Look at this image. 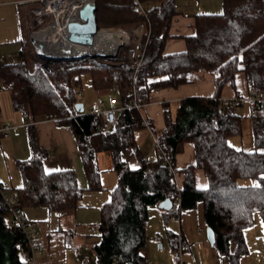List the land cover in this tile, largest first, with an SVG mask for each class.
<instances>
[{
	"label": "trees",
	"instance_id": "trees-1",
	"mask_svg": "<svg viewBox=\"0 0 264 264\" xmlns=\"http://www.w3.org/2000/svg\"><path fill=\"white\" fill-rule=\"evenodd\" d=\"M147 1L95 0L99 27H145L146 46L132 63L92 66L64 61L53 73L39 62L32 66L23 49L17 60L0 66V90L10 93L15 111L31 123L53 117L58 126L73 132L88 180L83 188L73 170L46 173L47 152L32 139L31 158L17 163L22 186L7 189L0 183V264H30L29 244L4 196L15 194L23 208L46 207L50 213L78 210L86 190H102L101 152L112 155L118 186L100 210V241L93 248L97 264H146L143 250L148 242L149 208L166 199L172 202L171 216L201 210L204 224L215 231L214 247L221 255L236 262L246 255L245 231L254 225L256 214H264V152H246L230 144V138L243 134V117L234 109L222 108L221 100L226 84L233 83L240 72L250 91L264 97V0H222V13L193 16V34L178 37L185 41L186 50L174 54L166 52V45L174 37L171 28L179 14L176 0L139 11L138 6ZM24 24L29 26L27 19L22 21V42L27 32ZM25 44L30 48L27 40ZM200 72L213 76L214 95L184 98L175 111L170 103H163L165 127L155 135L157 157L146 162L135 139L144 128L143 113L127 107L134 99L149 102L156 90L194 84ZM84 74L90 75L97 95L112 90L119 94L124 108L108 132L101 130L102 116L76 110ZM255 110L264 113V108ZM258 122L254 123L255 141L264 147V125L260 128ZM186 144L194 146L195 162L177 169V156ZM128 149L134 150L137 167L123 160ZM198 170L206 175V189L197 186ZM177 174L184 176L181 187ZM242 179L257 183L241 185ZM171 236L176 253L179 241Z\"/></svg>",
	"mask_w": 264,
	"mask_h": 264
},
{
	"label": "crops",
	"instance_id": "crops-1",
	"mask_svg": "<svg viewBox=\"0 0 264 264\" xmlns=\"http://www.w3.org/2000/svg\"><path fill=\"white\" fill-rule=\"evenodd\" d=\"M167 1L168 0H157V4L152 8L161 7ZM5 6L13 7V10L10 12V24H9L11 31L10 34L12 35V37H14V39H16L15 41H18V43L21 44L22 47L19 51L20 53L24 49L23 42L21 41L23 38L22 21L25 19L22 12L24 7L23 5L20 4L18 0H9L2 2L0 1V17L2 18L3 21L6 20V17L3 14L4 11L2 9ZM141 6L143 7V5ZM152 8H148V10ZM176 8L179 14L175 17L171 28V35L174 37L168 40L166 45V52L168 54L179 53L186 50L185 41L178 37L190 36L193 34L194 24H195V19L193 16L199 14H210V12L207 11H211V10H217V9L223 10V5H222V0H190V2L189 1L187 2L186 0L183 1L176 0ZM9 57L2 55L1 56L2 62L4 61V63H7ZM197 76H198V80L194 84L182 85L176 89L169 88V89L156 90L152 93L150 101L147 102V105L143 110V115L151 120L150 138H152L154 141L152 148H149L146 151V153L143 154L144 159H147V161H150L157 157L158 150H157V142L155 135L160 134L165 127L164 117H163V103L165 102L170 103L173 110L175 111L178 103L184 98L211 97L214 95L215 85H214L213 76L207 72H200L197 74ZM250 93L251 91L248 87L246 76L244 73L240 72L236 75L233 83L226 84V86L222 91V99L231 98L236 94L248 95ZM97 96L98 99L99 98L103 99V97L106 95H101V96L97 95ZM98 99H97V103H98ZM113 101L115 102L116 108L120 110L124 108L122 105L117 106V101L115 99H112L110 104H107L105 101V107L107 108L112 107ZM96 105L97 104H94L92 106V109ZM245 105L240 108L245 107ZM248 106H249L248 108L249 111L247 114L249 116L247 117L246 114L245 118L251 120L253 125V131L255 125L254 123L256 121L257 122L259 121L258 123H260L261 125V127L260 125L259 127L263 128L262 124L264 125V113L255 110V108L251 107L250 105ZM18 113L20 114L22 120L19 119L20 116H18L17 114H12L11 116L4 117L2 116V111H0V125L11 124L15 127L9 137L7 138L0 137V154H2V156L4 157V159L2 158L3 160H1L2 163L0 161V183L7 189L19 188L22 186L23 180L21 173L18 169L17 163L19 161L28 160L29 158H31L33 154L31 141L32 139H35L39 148L47 152V158L44 161V169L46 173H53L63 170H73L76 174L79 185L83 187L82 185H84L85 179L82 172L84 173V167L80 156L76 137L74 136L73 132L67 127L58 126L55 121L50 119H39L36 122H32L33 124L31 125L25 126V122L28 121V119L22 113L20 112ZM242 117L244 118V116ZM4 119H8V120L10 119V120L4 121ZM150 138L149 140L151 141ZM135 139L138 144L139 142L136 137V134H135ZM2 140H8V143L4 141L3 146L5 147V149L4 147L1 148ZM7 144L9 147L11 146L10 150L15 155V158H13V162L10 161V163L9 161H7L5 157V150L7 149ZM241 149L243 150V148ZM8 153L10 152L8 151ZM194 162H195L194 146L192 144H186L184 148V152L177 156L176 168L183 169L190 164H194ZM183 180H184L183 174H177L176 181L180 187L183 184ZM196 182L199 189L203 190L207 188L208 181L203 171L198 170L196 172ZM86 186L84 188H86ZM88 194L89 193L85 191L82 199H86V201H92L94 198L98 196L95 194L93 195H88ZM105 203L106 202L102 203L101 207ZM91 206L92 205L86 203L84 205H81V207L78 210H69L61 213H50L46 207H36V206L28 207V208L21 207V212L24 214L28 222L29 228L32 231L34 230L38 231L39 237L43 243L44 252L39 254V259H38L39 264H64V260L67 255L66 254L67 249H70L71 247L77 249L80 247H85L86 249H92V252L94 253L93 248L100 241V238L97 231L98 223L89 224V222L85 220V217L89 214L88 210H90ZM80 210H82L81 213ZM97 211L98 208H96V212ZM169 211L170 210L161 209L160 223L158 221V224L156 225V229H154L152 233L154 239L153 242L159 243L160 249H165V243L167 242L168 243L167 245H169L173 253L176 254L172 248L171 235L178 238L179 235L181 234L183 239L188 243L187 251L190 250V243L183 228V221L186 223V230L197 231L196 233L199 235L198 240L202 245H205L206 242H209L207 239L208 227L204 224L202 220V213L200 209L196 211L186 210L181 212V214L179 215L180 217L179 221L177 220L178 216H171ZM95 214L96 213L94 212V215ZM262 218L264 222L263 213H262ZM255 222L256 221H254V224ZM88 224L90 226L87 228L85 225ZM151 226L152 223L149 221V212H148V222H147L148 241L150 240L148 229H150ZM175 226L176 229L174 230ZM81 229L82 230L86 229V230L81 231ZM245 240L247 245V253L243 258H241L239 262H236L235 260L230 259L229 257L221 255L216 250L214 245H211L217 252L214 264H224V263L226 264V262L228 264H250V262L248 261L249 247H248L246 235H245ZM259 245L260 242L258 244V247ZM145 256H147L151 260L149 261L151 264H180L177 258H172L171 256H168L166 258L161 259L160 257L154 255L151 247H149V249L146 250ZM183 264H186L184 260H183ZM187 264H194V263L188 259ZM255 264H264V261L263 259H261L259 263H255Z\"/></svg>",
	"mask_w": 264,
	"mask_h": 264
},
{
	"label": "rangeland",
	"instance_id": "rangeland-1",
	"mask_svg": "<svg viewBox=\"0 0 264 264\" xmlns=\"http://www.w3.org/2000/svg\"><path fill=\"white\" fill-rule=\"evenodd\" d=\"M2 1H9V0H0ZM183 1V0H182ZM187 2L190 0H186ZM157 4V0H149L146 3L143 4L144 9L152 8ZM23 15L24 18L27 19L28 21V27L26 24H24V28L26 29V39L28 41L29 47H26L25 41L23 42V48L26 50L27 53V58L31 61L32 66L34 63H41L40 65H43L41 61L37 59V51L35 45L32 43L30 40V32L33 30L34 25L33 21L30 15V9L32 8L31 4H25L23 5ZM4 11V15L6 17V20H2L0 17V66L4 64V61L2 62L1 56L4 55L6 57H9V61H14L18 59V53L21 49V44L18 43V41H15L14 37L10 34V12L13 10L12 6H5L2 8ZM222 9H217V10H211L207 11L213 13V14H220L222 13ZM6 13V14H5ZM122 28L129 33L127 34L130 37V45L125 47L122 50V57L119 60H113L109 59L106 57H92L88 56L86 58H73L72 60H68L69 62H86L88 65L96 66L97 63H115V62H129V54L130 52L134 51L135 52V58L138 57L139 53L145 48L146 44L144 43L143 36L145 32V27L142 25H139L135 28H125L121 26H101L100 28ZM100 32L105 33V34H110V33H115L113 30H101ZM138 33V34H135ZM102 34V35H105ZM139 42V44H138ZM32 52V53H31ZM64 62V61H63ZM132 63V62H130ZM60 64V63H58ZM46 67L45 65H43ZM47 69V67H46ZM56 73V72H53ZM82 88L79 91L80 94V101L84 105V109L86 112L90 111L92 109V106L94 104H97V93L94 91V89L91 86L90 83V75L89 74H84L82 76ZM1 86V82H0ZM103 99L106 101L107 104H110L112 99H115L117 101V106L121 105V100L120 97L118 96L117 90H112L110 93L106 96L103 97ZM249 106L246 104L245 107L239 108L234 110L237 114L241 116H246V114L249 111ZM0 111H2V116H11L12 114H17L20 116V114L14 110L13 105H12V99L11 95L7 90L1 89L0 90ZM145 113V112H144ZM249 115L247 114V117ZM243 118V134L242 136H235L229 140L230 144L237 148L241 149L243 148L244 151L246 152H255L261 151L264 152V147H258L256 142H255V135L253 131V125L250 119L248 118ZM19 119L22 120L21 116ZM10 120V119H9ZM8 119H4V121H9ZM11 122V121H10ZM13 124V123H12ZM13 126V125H12ZM151 129L149 127H145L138 130L136 132V137L138 139V145L140 146L143 154L146 153V151L149 148H152L153 146V139L151 137ZM150 134V135H149ZM151 139V141L149 140ZM4 141L8 143V140H2V145L1 148H3ZM5 149V147H4ZM11 146L9 147L7 144V149L5 150V157L7 161L13 162V158H15V155L13 152H11ZM8 151L10 153H8ZM11 154V155H10ZM4 157L2 154H0V161L3 160ZM123 160L127 161L129 165L132 167H137L139 162L137 157L135 156L134 150L133 149H128L125 150L122 154ZM98 162H99V168L101 171V177H100V182L102 186V190L100 191H90L86 190L88 192V195H98L96 198H94L92 201H86V199H82L81 205L84 204H89L92 205L89 211V214L85 217V220L89 222V224H96L100 222L101 218V204L104 202H109V200L112 197V193L115 190V188L118 186V175L114 171V161L113 157L109 152H102L98 155ZM2 163V161H1ZM82 168V167H81ZM83 171V170H82ZM82 174L84 175V185L83 188L88 185V180L85 175V172ZM78 176V175H77ZM241 185H251V184H256L257 182L255 180H249V179H242L239 181ZM87 187V186H86ZM91 202V203H89ZM98 204V205H97ZM100 206V207H99ZM96 208H98V211L96 212ZM154 209V210H153ZM82 210H80L81 213ZM94 212L96 213L94 215ZM160 214H161V209L159 206H151L149 208V221L152 223V226L150 229H148V234L150 237V240L147 242L143 254L145 255V252L149 247H151L152 252L154 255L162 258H166L168 256H171L172 258H177L176 254L173 253L171 250V247L167 245L168 243H165V249H160L159 243L153 242V230L156 229V225L158 224V221L160 223ZM81 217V215H80ZM55 219V218H54ZM82 219V217H81ZM172 220V219H171ZM255 224L253 227L247 229L245 231V235L247 238V243L249 247V258L248 261L250 264H255L259 263L261 259L264 261V222L262 218V214L258 213L255 216ZM85 225L87 228L90 225ZM149 228V227H148ZM183 228L185 231V234L188 237L189 243H190V250L189 251H184L183 254V260L187 264L188 259L191 260L194 264H214L215 263V258H216V250L211 246L209 242H206L205 245H202L199 240H198V234L196 233L197 231L193 230H186V223L183 221ZM176 229V226L174 230ZM193 229V228H192ZM86 230V229H84ZM81 229V231H84ZM88 230V229H87ZM153 242V243H152ZM260 242V245L258 247V244ZM152 243V244H151ZM258 247V248H257ZM66 257L64 260V264H82L83 261L88 260L90 264H96V257L94 253L92 252V249H86L85 247H80V248H70L67 249L66 252ZM218 255V254H217ZM147 263L151 261L147 256H145ZM182 260V261H183ZM225 264V263H224ZM226 264H228L226 262Z\"/></svg>",
	"mask_w": 264,
	"mask_h": 264
},
{
	"label": "built area",
	"instance_id": "built-area-1",
	"mask_svg": "<svg viewBox=\"0 0 264 264\" xmlns=\"http://www.w3.org/2000/svg\"><path fill=\"white\" fill-rule=\"evenodd\" d=\"M93 0H26L20 1L27 2L32 5L30 9V15L33 21L34 28L30 32V40L36 47L37 51V59L43 63L47 67V69L51 72H58L59 71V64L63 61L72 60L73 58H81V57H88V56H81V57H57L56 58H44L42 54L48 52V49H44L45 46L42 43L43 35L46 32H53L56 36V43L60 45H65L71 43L69 40V25L73 22H80L83 21L80 19V12L85 7V5ZM139 11L144 12V8L139 5ZM101 30H113L116 33H119V37L122 38L123 44L121 45L118 54L116 56H103L109 59L119 60L122 57V50L130 45V37L127 35L129 32L122 29V28H100L98 31ZM138 34V33H135ZM40 38V41H36L37 38ZM40 43V44H38ZM139 44V42H138ZM48 54V53H47ZM53 55V54H50ZM102 57L101 55H98ZM97 56V57H98ZM95 57V56H94ZM129 62H133L135 60V52L132 51L129 54ZM245 104L250 105L253 108H264V97L257 94L256 92H251L248 95H241L236 94L231 98H223L221 100V107L224 109H238ZM147 102L140 101L134 99L132 103L127 108H134L141 113H143L144 108L146 107ZM123 109V108H122ZM121 109V110H122ZM120 109L116 108L115 102L113 101L112 107H105V101L102 98L98 99L97 105L92 109V113L97 116L103 117V125L101 127L102 132H108L112 129L117 121V112ZM46 119H50L55 121L53 117L47 116ZM32 123L30 121L25 122V126H29ZM142 124L145 127L151 126V120L145 117L142 114ZM14 126L11 124H1L0 125V137L7 138L11 135L12 131L14 130ZM147 161V159H145ZM6 203L8 204L14 222L17 226L21 227L23 230L27 243L29 244L30 250V264H39V254L44 252V247L42 240L39 237V233L37 230L32 231L29 228L28 222L21 212V206L17 200V196L15 194L11 195L10 197L4 196ZM180 201V199H178ZM180 217H177L179 221ZM179 246L176 252V257L179 260L180 264H183V254L184 251L188 248V243L183 239L181 234L178 237ZM82 264H90L88 260L83 261ZM146 264H151L150 262Z\"/></svg>",
	"mask_w": 264,
	"mask_h": 264
},
{
	"label": "bare ground",
	"instance_id": "bare-ground-1",
	"mask_svg": "<svg viewBox=\"0 0 264 264\" xmlns=\"http://www.w3.org/2000/svg\"><path fill=\"white\" fill-rule=\"evenodd\" d=\"M100 31L95 35V41L92 46L81 45L72 42L70 39L67 46L56 43V36L53 32H46L43 35L42 43L45 46L44 49H48V54H42L44 58H56L57 57H81V56H116L123 44L122 38L119 37V33H110L100 35ZM36 41H40L38 37ZM40 44V43H38ZM53 54V55H50Z\"/></svg>",
	"mask_w": 264,
	"mask_h": 264
},
{
	"label": "water",
	"instance_id": "water-1",
	"mask_svg": "<svg viewBox=\"0 0 264 264\" xmlns=\"http://www.w3.org/2000/svg\"><path fill=\"white\" fill-rule=\"evenodd\" d=\"M80 19L83 23L73 22L69 25V39L77 44L92 46L95 41V35L99 30V24L97 20V5L95 0L87 3L80 12ZM85 58V57H81ZM76 110L79 113L84 112V105L78 103ZM160 209L170 210L172 208V202L170 199L162 201L159 205ZM207 239L211 245L216 242L215 231L211 228H207Z\"/></svg>",
	"mask_w": 264,
	"mask_h": 264
}]
</instances>
